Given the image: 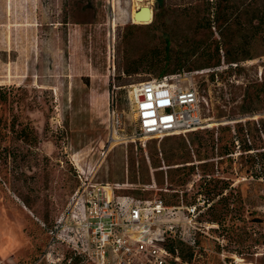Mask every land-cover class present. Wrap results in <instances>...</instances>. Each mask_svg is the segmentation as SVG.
I'll use <instances>...</instances> for the list:
<instances>
[{"label": "rangeland", "instance_id": "374dc122", "mask_svg": "<svg viewBox=\"0 0 264 264\" xmlns=\"http://www.w3.org/2000/svg\"><path fill=\"white\" fill-rule=\"evenodd\" d=\"M140 5L152 10L151 23H133ZM259 20L264 0H0V87L8 91L0 116L15 121L0 139L6 149L0 150V264H69L71 239L84 238L74 226L79 204L70 218L81 173L91 186L110 184L115 195L179 205L165 220L185 243L192 236L198 241L182 263L264 264V186H247L245 175H224L240 201L225 210L214 198L207 211L196 191L220 177L216 158L199 161L191 153L183 164L185 158L169 162L161 154L207 131L264 117ZM218 57L211 81L204 65ZM231 58L237 67L226 64ZM162 70L183 88H197L205 128L138 140L127 92L159 81ZM246 92L252 95L246 104L257 109L252 117L239 109ZM204 162L214 167L209 176ZM185 165L194 170L185 186H175L172 171ZM193 206L199 216H187ZM212 213L223 217V226L211 222ZM63 220L68 228L62 231ZM182 254L187 257L186 247Z\"/></svg>", "mask_w": 264, "mask_h": 264}, {"label": "built area", "instance_id": "2783aa9c", "mask_svg": "<svg viewBox=\"0 0 264 264\" xmlns=\"http://www.w3.org/2000/svg\"><path fill=\"white\" fill-rule=\"evenodd\" d=\"M127 99L135 113L138 140L184 135L205 128L199 93L191 83L183 88L178 79L169 76L159 81H143L130 86ZM112 114L118 125L119 115L114 111ZM98 154L104 157L105 148ZM82 174L78 175L82 183L77 191L81 195L70 218L80 206V219L74 226L84 238L71 239L73 252L94 264H171V261L186 264L177 251L172 254L162 245L166 237L174 235L173 225L165 219L178 208L166 207L161 200L115 195L110 184L91 186L88 177ZM186 210L190 215L196 213L195 207ZM58 228L67 229L66 221H60Z\"/></svg>", "mask_w": 264, "mask_h": 264}, {"label": "trees", "instance_id": "16d2710c", "mask_svg": "<svg viewBox=\"0 0 264 264\" xmlns=\"http://www.w3.org/2000/svg\"><path fill=\"white\" fill-rule=\"evenodd\" d=\"M215 15V18L217 19V14L215 13ZM222 19H224V14ZM259 23H264V20H259ZM219 50V47H217L216 53H219ZM220 62V58L218 57L217 60L213 61L212 63H207L206 65H204V68H206L204 70H208L211 72V81H214V77L216 76L215 70H217V68H220ZM177 64L178 67H180L179 63ZM226 64L232 66L234 65L235 67L238 66L237 61H235L234 58L227 59ZM164 73L165 70L160 71V77L158 79H162L165 76H176L164 75ZM258 91L261 92V90H257V92L253 95L254 99L260 98ZM7 97L8 91L3 87H0V105L7 101ZM251 97L252 95L249 96L246 92L243 97V102L239 106V109L241 114H248L252 117L256 114L257 109H255V107H251V102L248 104H246L247 102H245V100H249V98ZM7 123H15V121L14 119H12L9 122L2 116H0V139L1 137L3 138V136L6 134L5 131L8 128ZM11 129L13 128L9 127V130ZM19 134H23V130L20 131ZM0 150H2L1 152H4L6 149H1L0 145ZM191 153H193V155H196V157L199 158V161L207 160L209 159V156H214L216 158L217 171L220 174V177H218L217 179H212V181L211 179L210 181H208L209 183H214L212 187H210L208 182L204 180L198 186L196 195L205 197L206 206L208 207L207 211H210L211 207H213L212 204L209 205V202L213 201L214 198L217 199L216 204H221L222 207L226 208L225 210H227L230 203L235 204L236 201H240V193L238 190H236L235 186L232 185V180L224 175H235L237 177L245 175V178L248 182L247 186H264V117L259 118L257 121L249 120L245 123L237 122L234 123L232 127H219L217 133L207 131L204 133V136L198 137V139L194 136L189 145L184 142H179L177 147H168L167 149L161 151V154L164 155V157L168 159L169 162L185 158L183 164L190 163L187 158L191 155ZM152 156L153 155H151V157ZM234 159H237V161L234 162ZM201 168L203 173L209 176L210 174H208V172H211L214 167L213 165H209L204 162ZM184 170L188 171V173H181L184 172ZM192 170H194V165H185L180 167V169L178 167L175 168L174 171H172L175 173L170 178L171 183H173L175 186H185L186 176L189 175ZM134 182H136L135 177ZM159 200H161L166 207L178 208L179 206L168 205L161 198ZM195 211L199 216L200 213L196 207ZM172 216H174V214H172L171 212V215L169 217ZM187 216H191L188 211ZM211 222L216 223L219 226H223V217L219 213L218 215L216 213H212ZM173 233L174 235L165 238L162 243L163 247L172 254L177 251L180 259L189 262L193 255V248H195L198 244L197 239L192 236L188 244L185 243L179 235H177L174 227ZM185 247L188 250L187 257L183 256L182 254V251ZM71 254L73 255L68 258V260H70L69 264H82L84 260H87L82 255L76 254L73 251L71 252ZM65 260H67V258Z\"/></svg>", "mask_w": 264, "mask_h": 264}, {"label": "water", "instance_id": "95a60500", "mask_svg": "<svg viewBox=\"0 0 264 264\" xmlns=\"http://www.w3.org/2000/svg\"><path fill=\"white\" fill-rule=\"evenodd\" d=\"M152 17V10L149 7H141L138 11L134 13L133 21L146 25L151 23Z\"/></svg>", "mask_w": 264, "mask_h": 264}, {"label": "bare ground", "instance_id": "6f19581e", "mask_svg": "<svg viewBox=\"0 0 264 264\" xmlns=\"http://www.w3.org/2000/svg\"><path fill=\"white\" fill-rule=\"evenodd\" d=\"M134 6V5H133ZM141 6V5H140ZM141 7H146V6H141ZM141 7H139L138 8V10L141 8ZM137 10V11H138ZM136 11H133V13H132V18L131 19H133V15H134V13H135ZM133 23H135V24H142V23H138V22H135V21H133Z\"/></svg>", "mask_w": 264, "mask_h": 264}, {"label": "crops", "instance_id": "0c3cea01", "mask_svg": "<svg viewBox=\"0 0 264 264\" xmlns=\"http://www.w3.org/2000/svg\"><path fill=\"white\" fill-rule=\"evenodd\" d=\"M36 264H43V263H41V261H39V262H37Z\"/></svg>", "mask_w": 264, "mask_h": 264}]
</instances>
